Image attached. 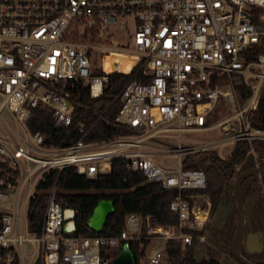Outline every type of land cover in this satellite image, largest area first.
I'll list each match as a JSON object with an SVG mask.
<instances>
[{
	"label": "built area",
	"instance_id": "built-area-1",
	"mask_svg": "<svg viewBox=\"0 0 264 264\" xmlns=\"http://www.w3.org/2000/svg\"><path fill=\"white\" fill-rule=\"evenodd\" d=\"M113 53L134 57L127 71ZM114 72L148 77L129 79L114 96V121L130 132L85 141L80 124L77 140L56 146L28 128L34 107L70 124L75 84L94 98ZM221 107L225 115L213 122ZM214 127L216 138L183 144V131ZM241 140L251 163L262 164L254 143L264 144V0H0V264H107L103 250L130 240H155L147 257L158 264L168 238L182 251L193 237L205 241L207 175L191 164L213 153L226 158ZM114 159L169 192L171 217L131 212L117 235L76 234L74 209L56 200L54 184H38L68 166L90 179L109 174Z\"/></svg>",
	"mask_w": 264,
	"mask_h": 264
},
{
	"label": "trees",
	"instance_id": "trees-1",
	"mask_svg": "<svg viewBox=\"0 0 264 264\" xmlns=\"http://www.w3.org/2000/svg\"><path fill=\"white\" fill-rule=\"evenodd\" d=\"M129 79L148 81V77L141 73H110L107 88L101 95L94 98L90 97L88 87L76 83L69 96L74 106L70 124L57 125L50 119L47 110L34 107L27 120V126L31 131L39 130L44 136L45 143L56 146L67 145L77 140L81 135L78 130L80 124H83L85 129L88 128L84 136L85 141H97L128 133L130 129L127 126L114 121L115 114L120 107L119 99L114 96ZM254 146L264 148V144L260 142H255ZM248 148V143L241 140L235 144L231 154L226 158H218L211 154L210 157H202L191 164L193 167H202L206 172L207 186L203 191L208 193L211 201L209 215L223 199L228 176L233 173L235 166L244 160ZM252 165L251 163L249 166ZM53 184L56 190V200L75 211L76 234L117 235L123 228L125 217L131 212H138L143 216L148 213L153 214L160 222H165L171 217L166 209V198L169 192L148 182L142 171L127 168L123 159L112 161V171L109 174L98 175L92 179L77 173L73 166L65 167L61 172L53 169L44 180L40 181L38 187L49 188ZM100 198L112 199L114 211L107 215L102 230L96 233L87 227V218ZM44 206L45 194H40L33 205L30 215L31 222L40 221ZM204 231L205 228L202 232ZM140 243L146 245L147 241H129L135 264H139L143 255ZM202 246L203 242L193 237L191 243L186 245L182 251L178 239L168 238L164 243V253L169 264H218L214 258L197 259ZM117 251V248H106L102 255L110 258ZM230 255L234 257L231 252ZM259 262L264 264V260H259Z\"/></svg>",
	"mask_w": 264,
	"mask_h": 264
},
{
	"label": "rangeland",
	"instance_id": "rangeland-1",
	"mask_svg": "<svg viewBox=\"0 0 264 264\" xmlns=\"http://www.w3.org/2000/svg\"><path fill=\"white\" fill-rule=\"evenodd\" d=\"M225 110L221 107L215 109L211 115L213 122L218 121L225 115ZM220 134V127H214L208 130L183 131V144H194L198 141L216 138ZM166 142L175 144L176 140L171 138ZM214 156L220 158L216 153ZM251 155H247L244 160L236 165L234 171L229 175L228 180H233L239 170L248 167L251 164ZM158 162L167 164L173 161L170 155L156 156ZM257 161L264 162V148H258ZM260 173H253L246 176L242 181V189L245 195L244 200V227L239 251L249 259L264 260V189L261 184ZM264 179V173H262ZM224 197L217 208L209 215L204 235L205 241L197 254V259L214 258L218 264H240L230 255V246L232 234L236 229V204L232 198V189L226 183L224 187ZM211 204V201H210ZM155 241V240H154ZM146 244V250L139 260V264H150L148 262L147 252L151 244ZM148 242V241H147ZM158 264H169L166 255L161 258Z\"/></svg>",
	"mask_w": 264,
	"mask_h": 264
},
{
	"label": "water",
	"instance_id": "water-1",
	"mask_svg": "<svg viewBox=\"0 0 264 264\" xmlns=\"http://www.w3.org/2000/svg\"><path fill=\"white\" fill-rule=\"evenodd\" d=\"M253 173H264V162L260 165L248 166L240 170L233 180L226 181L228 186H230L232 189V198L234 199L236 204V229L231 240L230 252L234 256V258L240 261L242 264H261L258 260L255 261L246 258L239 251L244 227V193L241 194V191H243L242 181L246 176ZM97 204L101 206L102 218L98 227L94 228L89 224L88 220L90 215L92 214L93 208ZM95 206L92 208V211L87 218V227L90 230L99 233L103 228V224L107 215L114 211L113 200L100 198L97 200ZM107 264H135V260L130 248L128 246H122Z\"/></svg>",
	"mask_w": 264,
	"mask_h": 264
},
{
	"label": "bare ground",
	"instance_id": "bare-ground-1",
	"mask_svg": "<svg viewBox=\"0 0 264 264\" xmlns=\"http://www.w3.org/2000/svg\"><path fill=\"white\" fill-rule=\"evenodd\" d=\"M109 58L112 60H115L117 62L118 68H120V70H123V71H127L129 68L130 62L134 60V57L125 56L121 53H113ZM241 194H243V191H241ZM101 215H102L101 206L97 204L93 208L92 214L89 217V220H88L89 224L92 227L97 228L101 222V218H102Z\"/></svg>",
	"mask_w": 264,
	"mask_h": 264
},
{
	"label": "flooded vegetation",
	"instance_id": "flooded-vegetation-1",
	"mask_svg": "<svg viewBox=\"0 0 264 264\" xmlns=\"http://www.w3.org/2000/svg\"><path fill=\"white\" fill-rule=\"evenodd\" d=\"M242 170V169H241ZM240 171V170H239Z\"/></svg>",
	"mask_w": 264,
	"mask_h": 264
},
{
	"label": "crops",
	"instance_id": "crops-1",
	"mask_svg": "<svg viewBox=\"0 0 264 264\" xmlns=\"http://www.w3.org/2000/svg\"><path fill=\"white\" fill-rule=\"evenodd\" d=\"M147 215V214H146Z\"/></svg>",
	"mask_w": 264,
	"mask_h": 264
}]
</instances>
